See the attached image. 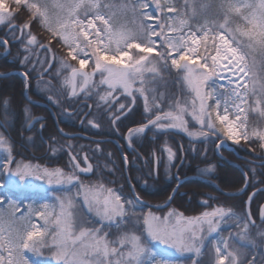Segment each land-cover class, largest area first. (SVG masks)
I'll return each mask as SVG.
<instances>
[{
    "label": "snow or ice",
    "instance_id": "obj_1",
    "mask_svg": "<svg viewBox=\"0 0 264 264\" xmlns=\"http://www.w3.org/2000/svg\"><path fill=\"white\" fill-rule=\"evenodd\" d=\"M153 5L163 17L147 11ZM15 6L28 11L27 19L21 25L12 24L15 17L0 0V12L6 13L0 14V24H10L12 35L24 36L27 30L25 52L34 45L51 51L50 46L55 40L67 48L68 57L78 60V68L70 65L67 60L61 62L62 68L70 70V77L65 79V83L70 86L72 96L78 94L77 77L82 80L79 90L84 91L99 73V83L107 88L105 95L100 96L105 103L112 99V92L117 88L121 89L122 94L132 97L133 103L136 99L134 92L143 98L145 112L151 115L146 123L129 129L130 145L134 135L149 129L162 133L179 129L189 136H207L208 133L203 129L216 133L217 122L225 126L220 131L226 130L228 138L236 143L241 138L247 141L250 135L264 140V130H246L247 118L241 119L245 109L251 108L248 105L250 96L256 97L255 110L264 115L259 107L264 104V85H261L259 94L254 83L249 87L254 76V61H248L249 56L257 52L264 56V0H221L219 8L222 22L205 19L195 26L189 24L187 11L178 10L172 0H133L121 7L138 14L139 22L135 30L115 28L110 23L112 15L106 11L112 5L104 0H15ZM188 7V0H184V8ZM192 15H195L194 8ZM150 20H156L157 23H147ZM33 23L49 34L48 46L41 43L38 35L31 30ZM0 45L6 48L8 41L0 40ZM158 47H162L163 51L157 52ZM154 52L156 54L153 56ZM90 61L91 71H83ZM23 62H30L28 55L23 57ZM222 65L232 76L237 77L235 81L229 80V84H235V87L227 93V100H224L223 93L218 92L216 80L213 79L219 77ZM161 67H174L181 74L182 81L195 93L196 99L190 105L187 101L175 100L174 110L164 111L159 107L155 89L145 87L144 73H152L153 79L162 78ZM24 75L27 78L28 74ZM246 77L248 81L241 83ZM137 81L140 86L134 88ZM148 92L153 93L151 106ZM214 96V104L209 103ZM119 108L123 111L125 105L120 104ZM3 109L4 120L0 121V127L7 129L11 125L12 115L8 100L3 102ZM127 110L131 111L130 108ZM232 110L234 120L230 121ZM24 111L26 118L31 120L28 109ZM185 115L197 121L201 129L197 132L189 131ZM111 119L115 123L120 116L113 115ZM236 121L245 129L242 136L236 131ZM0 151L7 153L0 163V172L9 173L8 180L16 187H31V178H35L46 181L48 185H57L63 192V196L54 197L55 204H44L42 210L36 213L45 221L42 230H37L34 225L23 230H6L0 216V264H31L26 253L43 256L44 249L48 250L55 264H179L174 259L175 254L191 253L195 257L202 255L205 248L204 236L201 234L205 231L204 225L207 226L208 235H211L218 233L219 222L226 219L238 221L237 226L241 228L237 234L239 240L246 242L247 246H257L248 234L249 224L254 225L251 214L248 213L246 219L238 217L231 208L223 207L190 218L175 210L163 218L149 212L138 218L141 222L139 234L136 230H123L126 220L132 222L129 212H134L136 205L141 203L139 196L135 200L122 199L120 194L103 184H85L80 174L92 171V164L88 163L86 154L82 158L70 155L71 167L68 171L23 163H16L13 169L12 145L3 133H0ZM166 151L171 162L175 153L171 148ZM82 161L86 166H81ZM210 171L211 168L202 170L204 174ZM72 187L78 191L72 193ZM77 197H82L88 210L94 211L100 218L99 227L86 226V222L76 221L71 209L76 206ZM125 204L129 206L127 209ZM57 207L59 212L55 213ZM261 218L264 219V210L261 211ZM194 224L197 225L195 229L192 227ZM51 225L55 227L50 230ZM111 228H115L118 233L114 239H110L106 231ZM135 228L136 224L133 223ZM260 236L261 247H264V233H260ZM212 252L211 264H258L255 256L246 257L242 261L239 251L230 247L229 238L219 237L212 246ZM192 264L202 262L193 260ZM259 264H264V260Z\"/></svg>",
    "mask_w": 264,
    "mask_h": 264
},
{
    "label": "trees",
    "instance_id": "obj_2",
    "mask_svg": "<svg viewBox=\"0 0 264 264\" xmlns=\"http://www.w3.org/2000/svg\"><path fill=\"white\" fill-rule=\"evenodd\" d=\"M208 2L210 5L207 14L195 16L189 24L195 26L196 19V23H202L205 19L222 22L219 8L221 0H208ZM8 9L15 17L12 24L21 25L29 15L23 7L17 8L13 1H9ZM10 27L7 22L0 26V38L7 40L10 47L9 53L3 55L5 47L0 45V73L5 74L4 77L0 76V121L4 120L5 100L9 101L12 115L11 125L7 129L0 127V132L11 142L12 154L21 158L23 164L27 161V164L33 166L48 169L63 168L68 171L71 167L70 155L82 158L86 154L94 171L91 176L80 175L85 184H103L120 194L122 199L135 200L136 196H139L143 201L136 205L134 212H129L133 220H138L149 212L164 215L172 210L183 213L185 217H200L202 213L211 212L218 207L231 208L235 213H243L247 219V209H249L251 220L254 221V225L249 224V228L254 229L259 225L264 232V219L261 218V211L264 210V164L256 163L264 161V147H261L264 140L250 135L247 141L232 144L225 138V132L220 131L223 127L217 122L216 133L209 132L207 128L203 129L208 133L207 136H189L187 132L179 129L166 133L149 129L132 137L130 145L129 129L146 123L151 113L145 112L142 99L137 98V102L133 103L126 96H122L117 101L115 115H119L120 119L115 123L110 119L106 121L102 114V120L99 121L107 123L105 126H100L97 120L99 115H86L92 123L99 125L98 129L84 130L76 127L85 117V113L70 115L65 122L58 115L59 125L52 115L44 114L47 118L44 122L46 128L27 129L25 108L28 109V115L32 111L35 117L42 115L43 112L40 107L30 104L25 93L31 94L37 76L52 77L61 74L51 70L44 73L46 67L59 68V64H50L46 61L61 59L72 62L73 60L67 56V48L62 47L55 40L50 46L51 51L34 45L25 52L27 30L24 36L12 35ZM31 30L38 35L41 43L48 46V33L35 23ZM25 55L29 56L30 62H23ZM20 72L28 74L27 78L31 85L29 90H26V81ZM161 77H159L162 79L160 87L162 89L164 87L165 96L159 100L160 108L164 111L174 110V101H185L187 97V93L182 91L181 74L172 68L161 67ZM120 104L125 105V110H120ZM197 104H199L198 99ZM129 108L131 111L127 110ZM184 118L188 122L189 131L197 132L201 129V125L190 115H185ZM253 128L264 129V115H261L257 121L253 118L250 120L248 130ZM60 130L64 133L62 134ZM220 142H227L233 149L224 147L218 152L216 148ZM167 148H171L175 153L171 162L168 159ZM124 157H127V166ZM206 168H211L212 171L204 174L202 170ZM182 180L183 182L179 184ZM38 181L46 183L43 180ZM247 181V188L240 193ZM71 191L76 193L78 189L72 187ZM169 197L172 200L167 207L155 208L166 205L170 201ZM75 202V218L79 222H86V226L99 227L100 218L94 211L88 210L82 197H77ZM128 207L125 204V208ZM139 228L136 226L135 230L139 231ZM106 231L109 232L110 239H114L118 234L111 229ZM227 231L223 230V233ZM252 239L257 246L255 248L244 246L245 258L255 256L259 264L264 260L262 238L259 236ZM209 245L210 243L206 242L203 254L195 259L205 258L209 253Z\"/></svg>",
    "mask_w": 264,
    "mask_h": 264
},
{
    "label": "rangeland",
    "instance_id": "obj_3",
    "mask_svg": "<svg viewBox=\"0 0 264 264\" xmlns=\"http://www.w3.org/2000/svg\"><path fill=\"white\" fill-rule=\"evenodd\" d=\"M9 1L15 2V0H3L7 9H8ZM104 2L112 5L111 9L106 10V11H108L109 14L112 15V19L110 20V23L115 28L124 27V28H128V29H133V30L136 29L138 22H139L138 14H134L131 10L121 7L122 4L131 3V2H133V0H104ZM162 2H164V0H162ZM172 2L177 5L178 10H180L182 12L187 11L189 21L192 18H194L195 16L197 17V15H202V16H204L203 14L206 15L207 14L206 12L208 11V8L210 5L208 0H188L189 7L187 9H185L184 8V0H172ZM201 5H206V7H201ZM193 8L195 9V15H192V9ZM147 11L151 12L154 16L163 17V14L156 11L154 5L150 8H148ZM8 12H9V9H8ZM0 14H6V13L0 12ZM171 15H175V13H171ZM106 18H107V16H106ZM196 21H197V19H196ZM196 21H195V25L198 24V23H196ZM147 23L156 24L157 21L156 20H150V21H147ZM199 23H201V22H199ZM2 25H4V24H0V26H2ZM170 35H175V33H171ZM156 51L157 52L163 51V48L158 47ZM5 52H7V51L5 50L4 53ZM155 54L156 53L154 52L152 55L154 56ZM254 54H255V56H253ZM254 54H252L248 58L249 63H253V61H254V65H253L254 76H253V81L249 82V87L251 88L253 86V83H254L256 86V89H257V94H259V89H260L261 85H264V56H262L259 52L254 53ZM76 61L77 60H75V61L73 60L72 62H76ZM168 63L170 65V60ZM171 68H172V70L177 71L174 67H171ZM6 75H9V74H6ZM0 76L4 77L5 74L0 73ZM144 79L146 81V84H145L146 89H153V88L155 89L154 94L157 97L156 102H159V100H162L165 96L164 87H163V89L160 87L162 79H159V77L153 79L152 73H149V72L144 73ZM213 79L216 80L215 87L218 89V92L223 93L224 94V100H227V93L229 92V90L231 88L235 87V84H229V80L231 79V80L235 81L237 78L232 76L231 72L227 71V72H225V77H224L223 82L220 81L219 77H213ZM158 83H160V85ZM181 87H182V91L187 93L186 94L187 97H185L186 98L185 101H187L188 104L190 105L191 101L193 100L195 95L192 92L191 88L185 82H183V81L181 82ZM37 91L44 92V88L42 86H40V87L37 86ZM147 94H149V97H150L149 106H151V103H152L151 97H152L153 93L148 92ZM138 96L140 97V99L143 100V98L139 94H138ZM159 98H161V99H159ZM128 99L132 100V98H128ZM255 99H256L255 96H250L248 98V105H250L251 108H246L245 112L243 114H241L242 120L245 119V117L247 118L246 130H248V126H249L250 120L252 118H253V120L257 121V119L262 115L261 112H258L255 110L257 107V105L255 104ZM214 102H215V96L213 97L212 100L209 101V103L214 104ZM143 103H144V100H143ZM222 103H223V101H222ZM197 107H198V104H197ZM259 107L261 108L262 111H264V104H261ZM64 119H66V117H64ZM229 120L230 121L234 120V110H232V112H230ZM235 123H236V130H237L238 134L242 136L243 130H245V129L241 128L239 121H236ZM222 127L224 128L225 126L222 125ZM262 130H264V129H262ZM224 132H225V138H227V140L229 142H231L232 144H240L241 142L245 141L244 139L241 138L240 142L236 143L234 140H231L228 138V134H227L226 130ZM61 133H64V131H61ZM134 136H137V135H134ZM224 147H225V143L220 142L218 144L216 150L218 152H221L222 148H224ZM229 147H231V146H229ZM0 154H1V157H3L2 155H5L7 153L0 151ZM3 159L4 158H0V161H2ZM124 161L126 162V166H127V164H128L127 159H124ZM83 166H86V165L83 163ZM0 175H1V173H0ZM31 179H32V186L28 187V188L16 187L14 184L9 182L8 178H6V180H4V181L0 180V187L3 188L2 190H0V216H2V218H3V226L5 227L6 230L9 228L23 230L24 228L28 227L29 225H34V226H36L37 230H42V228L45 225V221L36 213L38 212V210H42V206L44 204H49V205L55 204L56 203V201L54 199L55 196H63V192L59 186L53 185L51 187H48L47 190L45 191V189L43 187H41V185H44L45 182H40V181L36 180L35 178H31ZM74 208L71 209V211L73 212V215L75 218ZM58 212H59V208L57 207L55 209V213H58ZM169 212H171V211H169ZM168 213H164V215H157L155 213H153V214L155 216L163 218V217L167 216ZM236 215L238 217H245L243 213H236ZM131 217H132V215H131ZM76 221L79 223V221L77 219H76ZM134 222H135L136 226L140 227L141 222H139V220H133L132 219V222H127V220H126V226H124L123 230H135L136 228L133 229V223ZM237 224H238V221L235 219H226L224 221H220L218 233L214 232L211 235H208L207 226L204 225L205 231L203 233H201L204 236V245H206V242H209L210 245H209V253L207 254V256L203 259L200 258L201 260L198 259L199 261L202 262V264H211V261L213 258L212 246L217 242L219 237L229 238L230 247L235 249V250H238L240 253V256H241V260L242 261L245 260L246 251H245L244 246H246L247 244H244V242H242L241 240H239L237 238V234L241 232V228L238 227ZM182 226H183V222H182ZM53 227H55V226L51 225L50 230ZM192 227H193V229H195L197 227V225L194 224V225H192ZM223 230H228V231L223 233ZM111 231L116 232V234H117V230L115 228H111ZM262 232H263V230L260 229L259 225L256 226L254 229H250V228L248 229V234L251 238H259V236H260L259 234ZM137 234H139V231H137ZM49 239H50V237H49ZM240 242L242 244H240ZM43 252H44L43 256H36L31 252H27L26 255L28 256L31 264H55V261L51 257L48 250L44 249ZM202 254H203V252H202ZM5 255H6V253H5ZM191 258H193V259L190 261L187 260V259H191ZM195 258L196 257L191 253H186L184 255H179V254L174 255V259H176L179 262V264H192L193 260H197Z\"/></svg>",
    "mask_w": 264,
    "mask_h": 264
},
{
    "label": "flooded vegetation",
    "instance_id": "obj_4",
    "mask_svg": "<svg viewBox=\"0 0 264 264\" xmlns=\"http://www.w3.org/2000/svg\"><path fill=\"white\" fill-rule=\"evenodd\" d=\"M0 40H5L4 38H0ZM7 52H3V55H7L10 51L9 43L7 47L5 48ZM43 61V60H42ZM63 60L57 59V60H48L46 61L47 63L53 64L57 63L59 64V68L57 67L56 69H52L51 67H46L44 68V73H48V71L51 70L56 72V73H61L60 75H55L52 77H47L45 75H40L36 77V80L33 82V91L31 94L28 92L25 93L27 100L30 102V104L40 107L42 109L43 114L39 116H33L32 111L29 114L32 119L28 120L26 118V123H25V128L27 129H35L37 128L44 129L46 128V124L44 123L45 120L47 119L44 114H50L54 118L55 122L57 125H59L60 118H58V115L61 117V120L65 122V120L68 121V118H70V115H76L80 113H85V117L82 119V121L79 123L78 127L79 129H88V128H94L98 129L99 125L100 126H105L107 122H100L99 120H102L101 115L103 114L105 116L106 121H112L111 117L115 115L116 112V104L119 98L122 96H126L128 98H132L130 96H127V94H122L121 89L117 88L115 91L112 92V99L108 102L105 103L100 99V96L105 95V92L107 91V88L105 85H101L99 83L100 81V75L99 73L96 74V76L93 78L92 82L85 88L84 91H80V87L82 86V80L80 77H77L76 79V86H77V92L78 94L76 96H72L70 92V86L65 83V79L70 77V70L68 68H62L61 62ZM67 62L74 66V67H79L78 60L77 62H70L67 60ZM91 62L85 67L86 72L91 71ZM17 72V71H16ZM19 73V72H18ZM21 76L24 77L26 81V90H29L31 88L30 82L28 78H25L24 73H21ZM62 78V79H61ZM95 85V86H93ZM37 86H42L44 88V92L37 91ZM140 86V82L137 81L136 84L134 85V88H138ZM134 95L136 96L135 102H137V98H140L138 96V93L134 92ZM157 104L160 107V103L157 102ZM145 110V106H144ZM99 115L98 120V127L94 126L95 124L92 123L89 119L87 118L86 115ZM66 117V119H64ZM110 119V120H109ZM42 125V126H41ZM110 140V139H109ZM11 143V142H10ZM12 145V144H11ZM229 149V148H228ZM0 158H5L7 154L2 155ZM12 158L14 160V163L12 165V168H15L16 163H22V159L19 158L18 156L12 154ZM0 161V163H2ZM24 163L27 164V161ZM88 163H90L88 161ZM31 165V164H30ZM82 167L83 164H81ZM94 171V167L92 165V171L89 175L86 173L80 174L83 176H91ZM0 178H2L1 181L6 180V178L9 177V173L7 172H0ZM16 179V178H14ZM53 185H48L45 183L44 185H41L47 190L48 187H51ZM3 188L0 187V190ZM251 218V216H250Z\"/></svg>",
    "mask_w": 264,
    "mask_h": 264
},
{
    "label": "water",
    "instance_id": "obj_5",
    "mask_svg": "<svg viewBox=\"0 0 264 264\" xmlns=\"http://www.w3.org/2000/svg\"><path fill=\"white\" fill-rule=\"evenodd\" d=\"M83 71H85L84 69H83ZM16 72H13V74H15ZM77 79V78H76ZM63 134V133H62ZM225 146L227 147V148H229V149H233V147H229L228 145H227V143L225 142ZM124 159H125V157H124ZM256 163H258V164H264V161H261V162H256ZM91 173V172H90ZM90 173H86L87 175H89ZM183 182V180L179 183V184H181ZM247 186H248V181L246 182V185L244 186V189H243V191L247 188ZM243 191H241L240 193H243ZM137 197V196H136ZM140 199V198H139ZM171 200H172V198L170 199V201L166 204V205H164V206H156L155 208H157V209H162V208H165V207H167L168 205H169V203L171 202ZM140 201L141 202H143L141 199H140ZM247 213H250V211H249V209H247Z\"/></svg>",
    "mask_w": 264,
    "mask_h": 264
},
{
    "label": "bare ground",
    "instance_id": "obj_6",
    "mask_svg": "<svg viewBox=\"0 0 264 264\" xmlns=\"http://www.w3.org/2000/svg\"><path fill=\"white\" fill-rule=\"evenodd\" d=\"M221 67H222L223 70L220 72L219 78H220V81L223 82L224 81V77H225V72H227L228 70L227 69H224L223 68V65ZM247 81H248V78L246 77L245 78V81H242L241 83H244V82H247Z\"/></svg>",
    "mask_w": 264,
    "mask_h": 264
}]
</instances>
